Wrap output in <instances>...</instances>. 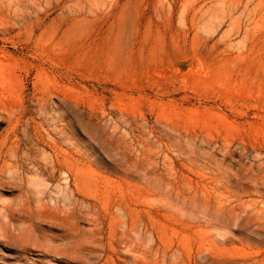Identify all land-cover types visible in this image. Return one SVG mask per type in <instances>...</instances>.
<instances>
[{
    "label": "rangeland",
    "instance_id": "1",
    "mask_svg": "<svg viewBox=\"0 0 264 264\" xmlns=\"http://www.w3.org/2000/svg\"><path fill=\"white\" fill-rule=\"evenodd\" d=\"M0 264H264V0H0Z\"/></svg>",
    "mask_w": 264,
    "mask_h": 264
},
{
    "label": "bare ground",
    "instance_id": "2",
    "mask_svg": "<svg viewBox=\"0 0 264 264\" xmlns=\"http://www.w3.org/2000/svg\"><path fill=\"white\" fill-rule=\"evenodd\" d=\"M222 259V258H221ZM225 260V259H224ZM257 261V260H256Z\"/></svg>",
    "mask_w": 264,
    "mask_h": 264
}]
</instances>
